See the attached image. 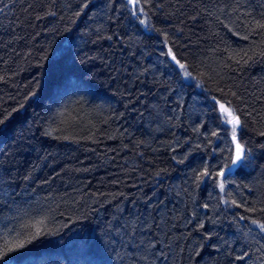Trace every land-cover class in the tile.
Returning a JSON list of instances; mask_svg holds the SVG:
<instances>
[{"label":"trees","instance_id":"trees-1","mask_svg":"<svg viewBox=\"0 0 264 264\" xmlns=\"http://www.w3.org/2000/svg\"><path fill=\"white\" fill-rule=\"evenodd\" d=\"M260 24L264 0H0V248L42 230L10 264H264ZM216 101L246 150L223 192Z\"/></svg>","mask_w":264,"mask_h":264},{"label":"snow or ice","instance_id":"snow-or-ice-1","mask_svg":"<svg viewBox=\"0 0 264 264\" xmlns=\"http://www.w3.org/2000/svg\"><path fill=\"white\" fill-rule=\"evenodd\" d=\"M128 2L131 3L134 8H138L139 0H128ZM139 11H143V9H139ZM141 23H144V21H141ZM259 27L264 28V24H260ZM261 54L264 55V52H262ZM165 55L170 56L171 59L175 61L181 69H185V65L180 63L179 60H177L176 56L172 54L171 49H169L168 53H165ZM248 59H251V57H248ZM237 62L238 63L240 62L239 59L237 60ZM245 63H247V60H245ZM190 75L191 73L185 70V76H190ZM216 103L219 104V108L221 112L220 117H218V119H220L221 121V124L225 126L231 125V129H230L231 143L235 145L234 150L231 147H229V152L231 153V157L229 158V163H230L229 171H231V166L241 167L246 162V155H245L246 150L244 144H242L238 138V130L242 129L243 125L240 120V116L236 113L235 110L231 108L230 105L226 107L225 104H222L219 101H216ZM0 123H3V120H0ZM223 130L226 133L229 131L227 127H225ZM211 134L219 138V135L216 131H213ZM261 135H264V132H262ZM262 147H264V145H262ZM247 152L248 154H250L251 149H248ZM213 172L216 177H219L217 183L221 192L225 191L226 184L231 182L230 177H227L226 173L223 170L210 171L207 168V166H205L202 175L211 177L213 175ZM233 203L235 204V201H233ZM236 206L240 207L239 204H237ZM241 219H244V217L242 216ZM252 223L257 224V221L252 220ZM258 227L262 232H264V224H258ZM41 231L42 230L39 227H37L34 234H29V236L24 239H18L12 242H6L4 247L0 248V262H2V264H10V262L14 259V257H12L10 253H14L25 248L27 244H30L32 240H34L36 237H39L41 235Z\"/></svg>","mask_w":264,"mask_h":264},{"label":"water","instance_id":"water-1","mask_svg":"<svg viewBox=\"0 0 264 264\" xmlns=\"http://www.w3.org/2000/svg\"><path fill=\"white\" fill-rule=\"evenodd\" d=\"M235 146V145H234ZM237 167L235 166H231V171H229V168L226 170V174H230L234 169H236Z\"/></svg>","mask_w":264,"mask_h":264}]
</instances>
